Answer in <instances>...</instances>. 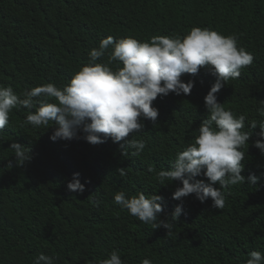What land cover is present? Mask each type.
<instances>
[{
	"label": "trees",
	"instance_id": "1",
	"mask_svg": "<svg viewBox=\"0 0 264 264\" xmlns=\"http://www.w3.org/2000/svg\"><path fill=\"white\" fill-rule=\"evenodd\" d=\"M193 27L235 34L254 57L216 96L225 109L246 116L243 131L251 135L242 175L255 174L257 183L224 189L221 210L195 194L173 199L182 182L160 179L177 152L195 143L207 118L204 97L216 76L203 67L181 76L194 81L189 95L153 101L157 124L144 120L143 130L128 137L145 141L139 156L127 145L122 149L123 141L93 145L83 133L53 141L51 121L33 127L25 123L29 109L13 108L0 131V264H33L41 253L54 264H100L113 250L125 264L145 258L152 264H245L251 251L264 253V155L254 146L264 121L258 112L264 104V0H0V86L18 95L47 83L63 88L108 36L145 42L157 35L183 37ZM111 51L97 63H108ZM252 122L258 125L252 128ZM14 141L30 148V160L17 163ZM74 173L85 183L82 193L67 188ZM196 179L209 183L203 174ZM119 191L163 196L160 219L173 223L171 232L122 210L114 201ZM178 204L183 212L175 220Z\"/></svg>",
	"mask_w": 264,
	"mask_h": 264
},
{
	"label": "clouds",
	"instance_id": "2",
	"mask_svg": "<svg viewBox=\"0 0 264 264\" xmlns=\"http://www.w3.org/2000/svg\"><path fill=\"white\" fill-rule=\"evenodd\" d=\"M112 46L108 63H97ZM90 62L80 68L63 88L53 83L36 86L18 95L11 86H0V131L9 124L13 108L23 106L29 109L25 123L33 127L48 125L51 121L54 129L50 139L69 141L80 133L93 145L104 143L111 138L121 142L122 149L127 145L135 149L131 154L139 156L145 149L143 140L129 139L130 134L141 132L144 120L157 124L159 110L153 106L158 96L189 95L194 81L181 79L183 74L196 75L206 68L216 76L215 83L204 97L208 115L198 128L195 143L178 151L170 167L159 173L161 181L179 180L173 192V199L195 194L200 202L209 198L212 207L224 209L226 194L224 189L240 183L256 184L259 177L242 175L245 159L244 146L250 138L245 128L246 116L234 115L219 103L216 93L230 79L241 76V69L253 63V55L242 46H238V36L223 35L210 28L193 27L183 37L157 35L150 41L140 42L134 37L115 40L108 36L100 41L98 48L90 50ZM113 61H119L116 68ZM34 98H40L38 101ZM35 109V111H31ZM264 117V104L258 109ZM258 124L251 123L255 128ZM261 139L254 142L264 155V121L259 124ZM17 163L23 164L31 159L30 148L18 142H12ZM127 155V153H123ZM11 165H9L10 167ZM203 174L209 183L196 177ZM74 173L67 182L69 191H85V183ZM218 183L219 187L213 185ZM114 201L122 210L137 217L153 229L163 226L169 234L173 223L161 220L164 197L158 194L146 196L144 192L131 197L119 191ZM183 212L178 204L171 214L177 220ZM33 264H54V258L39 254ZM100 264H125L118 250H113ZM141 264H152L145 258ZM245 264H264V253L253 250L248 254Z\"/></svg>",
	"mask_w": 264,
	"mask_h": 264
}]
</instances>
